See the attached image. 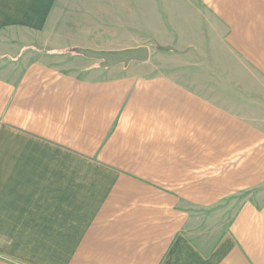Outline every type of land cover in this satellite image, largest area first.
Masks as SVG:
<instances>
[{"label": "crops", "instance_id": "crops-1", "mask_svg": "<svg viewBox=\"0 0 264 264\" xmlns=\"http://www.w3.org/2000/svg\"><path fill=\"white\" fill-rule=\"evenodd\" d=\"M57 1L0 0V264H264V123L239 87L25 52ZM192 1L264 83V0Z\"/></svg>", "mask_w": 264, "mask_h": 264}, {"label": "rangeland", "instance_id": "rangeland-1", "mask_svg": "<svg viewBox=\"0 0 264 264\" xmlns=\"http://www.w3.org/2000/svg\"><path fill=\"white\" fill-rule=\"evenodd\" d=\"M51 21L55 28L49 36L53 40L46 35H32L33 44L40 47L26 48L25 52L54 54L60 58L54 62L62 63V68L81 70L98 67L99 63L78 55V49L120 51L146 47L149 58L145 63L152 66L154 74L198 73L202 69L211 82L217 81V74L225 75L218 81L227 88L239 87V98L254 109L248 114L264 123V83L232 60L218 38L216 23L192 0H59ZM184 27L189 30L184 31ZM200 45L203 51H210L207 56L199 54ZM215 59L227 63H216ZM232 73H240V85L231 79Z\"/></svg>", "mask_w": 264, "mask_h": 264}, {"label": "water", "instance_id": "water-1", "mask_svg": "<svg viewBox=\"0 0 264 264\" xmlns=\"http://www.w3.org/2000/svg\"><path fill=\"white\" fill-rule=\"evenodd\" d=\"M76 53L84 58L96 61L101 68H111L119 65L126 66L131 62L145 63L149 58L146 47H138L120 51H93L78 49Z\"/></svg>", "mask_w": 264, "mask_h": 264}]
</instances>
